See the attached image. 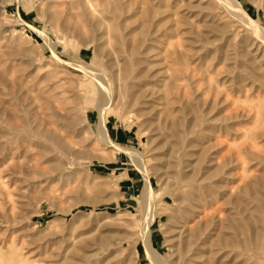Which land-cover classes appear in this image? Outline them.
Returning a JSON list of instances; mask_svg holds the SVG:
<instances>
[{
	"label": "rangeland",
	"instance_id": "1",
	"mask_svg": "<svg viewBox=\"0 0 264 264\" xmlns=\"http://www.w3.org/2000/svg\"><path fill=\"white\" fill-rule=\"evenodd\" d=\"M65 1L0 0V264H150L144 178L99 144L89 71L148 170L151 248L264 264L263 39L217 0H92L110 33ZM236 1L264 28V0Z\"/></svg>",
	"mask_w": 264,
	"mask_h": 264
},
{
	"label": "bare ground",
	"instance_id": "2",
	"mask_svg": "<svg viewBox=\"0 0 264 264\" xmlns=\"http://www.w3.org/2000/svg\"><path fill=\"white\" fill-rule=\"evenodd\" d=\"M81 1L83 4V7L87 11H90V14H92V15L96 14V16L98 15L97 17H100L101 22L103 23L102 25H105L104 28H107L108 33H110V25L111 24L109 25L107 23V20L104 18L106 16L105 14L103 17L104 12L100 13L102 11V9H100V7L98 6L97 10H98V8H99V10H101L98 13L96 8L94 7L92 0H81ZM217 1L221 5H224V7L226 6L228 8V12L230 10L241 22H243V24L247 25L248 27H251L253 29V31L258 36H260L259 38H262L264 41V28L260 24V19L251 18L247 13H245L243 11V9L240 8V6L238 5L236 0H217ZM60 2H62V1H60ZM65 2H68L67 4H71L72 0H67ZM98 5H99V3H98ZM106 9H107V7H106ZM105 10H103V11H105ZM88 14H89V12H88ZM38 34L42 35L43 33H38ZM110 35L111 34H108V36H110ZM81 69L88 70V68L84 67V66H81ZM129 70H131V69H129ZM88 74L95 81L96 86L98 87V98L96 99L98 135L97 134L96 135H97V137H99V141H100L99 144L101 143L102 146H104L105 148H112L116 152H120V151L126 152L128 154V156L132 159V161L135 163V165L139 169V172H141V174L144 178L145 188H144V192L142 193V201H141L142 203L140 206L141 207V214H142V218H141L142 224H141L140 236H141L142 240L144 241L145 250H146L145 254L147 255V260L149 261L150 264H167L164 257L160 256L156 250L151 248L150 243H149V226H150L151 220L155 217V214H156V213H154V202L156 199V194L149 186L148 170L146 169V166L144 164L142 157L137 152H135L129 148L118 146V145L114 144V142H112L110 140V138L108 137V135L106 134L105 118L111 112V107L113 104L112 87H111V84H108L107 81L104 80V77L100 76L96 72L89 71ZM127 80L128 79H126V81ZM186 255H189V253Z\"/></svg>",
	"mask_w": 264,
	"mask_h": 264
}]
</instances>
